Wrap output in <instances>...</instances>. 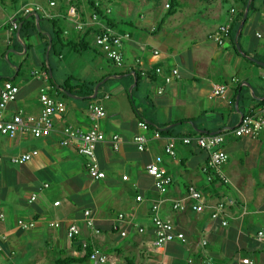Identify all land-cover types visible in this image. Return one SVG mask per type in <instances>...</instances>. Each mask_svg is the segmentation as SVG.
I'll return each mask as SVG.
<instances>
[{"label": "crops", "instance_id": "1", "mask_svg": "<svg viewBox=\"0 0 264 264\" xmlns=\"http://www.w3.org/2000/svg\"><path fill=\"white\" fill-rule=\"evenodd\" d=\"M149 1L140 2L145 5ZM217 1L219 5L214 6ZM34 2L48 6L49 0H26L21 7ZM100 2L104 12L111 10L107 16L112 25L131 35L122 48L124 65L113 64L96 47L93 35L87 49L95 50L88 59L92 70L75 66L64 73H60L52 57V52L57 56V49L49 47L52 28L48 21H39L42 33L20 37L9 31L8 20L16 9L1 7L0 30L6 52L0 53V92L4 83L1 78L19 87L6 117L20 110L26 115L39 113L42 89L63 99L66 111L55 116L50 136L19 134L10 138L0 133V214H4L0 217V234L6 236L0 243V264H94L90 253L95 249L107 254L108 261L103 264H244L245 257L264 264V245L257 239L258 231L264 227V132L258 138L226 136L222 147L229 155L223 167L228 183L209 182L205 171L209 153L182 142L184 136L235 128L243 115L264 99V85L257 81L264 79V66L255 61L264 63V57L249 54L241 43L248 44L244 36L250 34L264 45L263 0L254 1L259 11H248L249 21L242 27V35L231 32L223 44L210 36L237 15V0H181L176 13L163 25L160 22L169 10L166 5L170 0H158L139 13L134 0ZM203 10L216 20L208 24ZM82 11L86 19L90 12L85 7ZM69 29L76 30V36L82 33L72 20L68 32ZM260 32L261 38L257 36ZM155 50L160 51L158 56ZM73 51L72 63L85 52ZM32 54L37 64L30 67L28 59ZM98 55L109 66L98 61ZM138 58L140 64L136 63ZM32 70H39L42 77L32 75ZM174 70L178 73L174 74ZM73 78L93 83L92 99L100 100L106 109L100 121L106 139L97 147L98 160L106 173L101 180L89 176L86 159L74 144H62L67 125L91 127V99L69 96L59 87ZM222 85L225 90L214 94ZM139 121L150 124L145 132L148 146L143 152L134 143V137L142 131ZM157 130L159 137H155ZM114 134L123 137L119 151L111 145ZM171 138L177 161L165 152ZM33 150L39 153L29 162H10L12 156ZM158 155L164 157L163 165L172 176L165 193L157 189L146 169ZM190 185L204 194L208 208L203 212L194 211L185 200ZM34 194L37 198L30 202ZM138 195L143 196L141 202L136 201ZM228 198L235 204L228 206V224L223 226L222 220L211 218L210 211L217 202ZM58 201L59 205H55ZM158 201H162L160 215L186 235V243L174 241L160 247L154 244L151 209ZM176 201H185L186 209L174 210ZM133 205H137L135 211ZM86 210L92 211L100 233L86 225ZM119 214L124 218L120 219ZM20 219L35 220L37 226L22 230L17 226ZM53 221L60 222V227L51 226ZM72 223L81 228L80 235L73 239L67 235Z\"/></svg>", "mask_w": 264, "mask_h": 264}, {"label": "built area", "instance_id": "2", "mask_svg": "<svg viewBox=\"0 0 264 264\" xmlns=\"http://www.w3.org/2000/svg\"><path fill=\"white\" fill-rule=\"evenodd\" d=\"M100 0L96 1V5L100 6ZM169 7V4L166 5ZM57 7L56 1H49L48 6L41 4L40 2H34L26 4L20 9H16L14 13L9 17V31L16 33L19 30L21 23L20 18L26 15H32L33 12L42 14L46 18H52L60 16L61 13L54 10ZM111 12L110 9L105 11L106 15ZM67 18L72 20L76 24V28L79 31H84L88 27L98 26V32L94 34V42L97 48H99L105 56L113 62L116 66H123L125 63L123 44L126 40L131 38L129 32H124L117 29L114 25L108 24L103 21L96 12H90L86 19H83L81 13L75 6H71L67 10ZM231 27V20L219 26L218 30L211 34V38L223 44L225 39L229 35ZM68 30H65V34H68ZM18 35V33H17ZM258 37H263V34L257 33ZM160 54L159 50L154 51V55L158 56ZM137 64L141 63V59L136 60ZM160 72L161 68H157ZM174 74L178 73V70L173 71ZM32 75L41 78L42 75L39 70H32ZM46 76V74H45ZM226 86H219L214 94H220L225 90ZM19 87L15 85L12 81L7 80L3 83L0 92V133L6 135L10 138H15L19 134L31 135L34 138H43L50 136L55 128V116L58 114H63L66 111V103L61 98H56L52 96L46 89L41 90L40 103L41 110L37 114H25L23 111H17L11 117H6L5 112L8 105L14 102L18 96ZM109 98V96H106ZM88 113L91 120V127L89 129H83L76 125H67L63 129V140L62 144L65 146H76L77 151L86 159V168L89 176L93 180H101L106 177L105 171L102 169L97 156V147L100 143L104 142L106 139V134L101 128V119L106 116V109L103 103L98 99H91L88 104ZM140 133H137L134 137V143L140 151L147 150L148 137L145 132L150 129V124L146 121H139L138 123ZM264 132V102L255 109L246 112L243 115L241 123L233 129L224 130L215 133H204L195 136H184L182 142L186 145H194L200 149L206 150L209 153V159L205 171L207 172V180L209 182H214L216 180L228 183L229 178L226 176L223 167L229 159V155L226 150L222 147L226 136L228 134H233L236 137H252L258 138ZM160 136V131L155 132V137ZM123 143V137L120 134H114L111 139L112 148L119 151ZM166 154L173 157L176 160V150L174 148V138L170 139V142L165 149ZM38 150H33L30 152H24L10 158V162L16 165H22L30 160L36 155H38ZM1 159V157H0ZM164 157L158 155L155 159L150 162L147 166V172L154 177L155 185L161 193L167 192L169 186L172 183V176L168 169L163 165ZM127 179V176L124 177ZM37 196L32 195L30 202L36 200ZM143 196L138 195L136 197L137 202H141ZM186 202H190L191 208L196 212H203L208 208L204 200V194L202 190L194 185L188 187ZM162 201L154 203L151 209L152 221L155 227V238L154 244L156 246H163L167 243L180 241L182 243L187 242V237L183 232L176 230L174 223L170 220L162 217L159 213L160 204ZM185 201H176L173 204L174 210H185ZM59 201L55 202V205H59ZM235 204L232 199H224L217 202L211 209V218L213 220H222V225L226 226L228 221L225 217L226 211L229 205ZM137 205L132 206V210L135 211ZM244 213L246 211L244 210ZM85 222L86 225L92 228L96 233H100V230L96 227L93 213L91 210L85 211ZM0 217L3 218L4 214L1 213ZM119 218L123 219L124 214H119ZM53 227H60V222L53 221L50 223ZM17 226L22 230H30L37 226V221H27L24 219L18 220ZM141 232L144 231L143 228L139 229ZM81 228L77 223H72L69 225L67 230V235L69 238L73 239L80 235ZM125 235V232L122 233ZM6 239V236L0 234V243ZM257 239L264 245V227L258 231ZM206 244V241H203ZM86 248L87 243H83ZM90 259L94 264H103L108 261V256L97 249L90 253ZM244 264H255L254 260L250 257H245L242 259ZM159 264H167L165 261ZM210 264H218L216 262H211Z\"/></svg>", "mask_w": 264, "mask_h": 264}, {"label": "trees", "instance_id": "3", "mask_svg": "<svg viewBox=\"0 0 264 264\" xmlns=\"http://www.w3.org/2000/svg\"><path fill=\"white\" fill-rule=\"evenodd\" d=\"M21 0H0V8L1 7H12L14 9L18 8V5ZM49 1H56L57 7L59 8V12L61 13L60 16L52 17V18H43L42 14L39 13L41 19H46L48 23L51 25L52 31V41L49 47L56 48L58 44H60L62 47H73V49L78 52L82 53L83 51L87 50L90 45V39L91 37L98 32V26H92L86 28L81 34L76 36V30L69 29V33L65 34V30H68V23L70 20L67 18V10L71 6H75L78 11L81 13L83 19H85V12L82 11V8H86L88 12H96L100 18L105 21L108 24H112L110 18L106 15V13L103 11L102 7L103 4L101 3L100 6L96 5L97 0H49ZM240 5V11L237 13V15L231 20V27L229 34L237 33L238 28L241 25V23L244 20L245 17V11L246 7L249 4L250 0H237ZM255 0H252L250 3L249 12H258L259 9L255 8L253 3ZM169 4V10L165 14L164 18L161 20L160 25H163L165 22V19L169 16L176 13L177 9L181 6V0H170ZM264 5V0H263ZM39 21L37 22L34 15H26L20 18L21 27L19 28V36H29L33 32H39L42 33V26L39 24ZM249 21V16L246 18L243 28L247 25ZM16 33H18V30H16ZM242 35V32L239 33V37ZM229 36V35H228ZM27 48H29L28 44L26 45ZM239 54V52H237ZM240 55V54H239ZM4 82L9 80L7 78H1ZM80 83L76 86H72L70 83H65L61 86H59L61 89L68 93H72L76 96H79L83 99H92L94 90L93 86L94 84L85 80H78ZM64 97H68L67 94L62 93ZM264 102V99L259 102V106ZM88 252L90 253V249H88Z\"/></svg>", "mask_w": 264, "mask_h": 264}, {"label": "rangeland", "instance_id": "4", "mask_svg": "<svg viewBox=\"0 0 264 264\" xmlns=\"http://www.w3.org/2000/svg\"><path fill=\"white\" fill-rule=\"evenodd\" d=\"M26 0H21L18 7H21L24 3H25ZM141 0H134V6H135V9H136V13H139V12H142L144 9H146L147 7L149 6H152L154 5L158 0H150L147 4L145 5H142ZM164 2V0H161ZM165 1H169V0H165ZM203 4H206V3H203ZM214 6H217L219 5V2H215L213 4ZM208 5H204V8L207 7ZM212 6V5H210ZM209 7V6H208ZM3 12L2 8L0 9V13ZM203 13H204V19L208 22V24H211L213 23L216 19L213 17V15L211 14H207L204 12L203 10ZM138 15V14H137ZM136 15V16H137ZM126 19V18H124ZM0 20H1V15H0ZM1 30H0V53L1 52H6V47H5V44L3 43V40L1 37H3V35L1 34ZM244 37H246L248 39V44L247 43H242L243 45V48L248 51L249 54H253V53H260L262 54V56L264 57V45H263V41L260 40L258 41L257 38H255L253 35H250V34H247L245 35ZM242 41V40H241ZM56 49H57V56L54 54V52H52V57L53 59H55L58 64H59V71L60 73H64L66 70L68 71H72V69H74L75 66L77 67H86L88 68L89 67V71L92 70V66L93 64H91L88 59L90 56H94L95 54V50L94 49H89L87 51H85L81 56L78 57V59L76 61H74L73 63L71 62V58H73L75 56V53L73 51V49L71 47H62L60 44H58L56 46ZM257 51V52H255ZM98 61L99 60H102L104 63H106L108 65V63L106 62V59L100 57V55H98ZM64 57V58H63ZM28 64L29 66H35L37 64L36 60L34 59V56L33 54L29 57L28 59ZM67 64V65H66ZM2 65V61L0 59V67ZM109 66V65H108ZM46 67L49 68V64L48 62H46ZM71 69V70H70ZM263 72H264V69H263ZM96 74V73H95ZM94 74V75H95ZM75 77H78V76H75ZM88 78H90V80H92L93 78V75L89 74L87 76ZM95 77V76H94ZM94 81V80H93ZM258 83L264 85V79L261 80H257ZM70 83L72 85H75L77 83H80V81H76L73 79L70 80Z\"/></svg>", "mask_w": 264, "mask_h": 264}, {"label": "water", "instance_id": "5", "mask_svg": "<svg viewBox=\"0 0 264 264\" xmlns=\"http://www.w3.org/2000/svg\"><path fill=\"white\" fill-rule=\"evenodd\" d=\"M249 8H250V2H249V4L247 5V7H246V11H245V17H244V20H243V22L241 23V25L239 26V29H238V34L240 33V31H241V29H242V27H243V24H244V22H245V20H246V18H247V15H248V11H249ZM32 15H34L35 16V18H36V20L37 21H39V18H40V15L37 13V12H33V14ZM21 27V26H20ZM19 31H20V29L18 30V35H19ZM237 34V35H238ZM51 38H50V44H51ZM240 49V48H239ZM256 62H258L259 64H261V65H263L264 66V63L263 62H260V61H257V60H255ZM66 92V91H65ZM69 96H75V97H79V96H76V95H74V94H72V93H68V92H66Z\"/></svg>", "mask_w": 264, "mask_h": 264}]
</instances>
